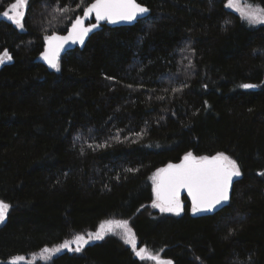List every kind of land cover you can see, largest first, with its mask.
<instances>
[{"label":"trees","instance_id":"16d2710c","mask_svg":"<svg viewBox=\"0 0 264 264\" xmlns=\"http://www.w3.org/2000/svg\"><path fill=\"white\" fill-rule=\"evenodd\" d=\"M92 1L26 0L24 30L0 18L12 56L0 65V264L107 220L128 221L138 247L172 264H264V24L225 0H137L146 17L102 25L60 71L41 64L45 37ZM14 2L0 0V17ZM189 152L224 153L241 176L219 211L194 215L182 197L180 215L162 213L152 177ZM150 261L107 236L32 264Z\"/></svg>","mask_w":264,"mask_h":264},{"label":"snow or ice","instance_id":"6c2138e0","mask_svg":"<svg viewBox=\"0 0 264 264\" xmlns=\"http://www.w3.org/2000/svg\"><path fill=\"white\" fill-rule=\"evenodd\" d=\"M228 7L235 8L240 13V17L250 25L264 24V6L245 3L240 6V0H228ZM12 12L4 11L3 16L8 18L18 28L24 30L25 12L22 8L26 7V0H16L11 6ZM54 12L63 16L69 11L65 6L55 7ZM149 12L147 7L142 6L137 0H94L84 10V16L95 15L97 24L85 27L83 19L76 17L72 23L67 36L50 35L46 36L47 47L42 53L43 59L50 68L60 71L59 54L66 43L85 44L89 33L93 31L100 21H107L111 24L120 22L131 23L139 17ZM12 56L5 50L0 54V65L11 61ZM243 88H255V85L244 84ZM174 91H177L174 89ZM261 175H264L262 173ZM241 176L237 162L224 153H217L213 156H195L191 152L187 153L181 163L168 164L166 168L158 169L152 177L153 192L155 200L152 207L158 208L162 213H174L180 215L184 211V205L180 200V192L186 190L191 197V211L195 215L199 212H211L218 206H222L230 199V189L233 178ZM10 205L0 200V223H3L9 214ZM117 229L122 230L117 233ZM120 235L123 242L129 245L132 251L140 260H151L155 264H172L157 255H153L146 248L137 249L135 234L128 225V221H106L100 225L95 233H89L87 239L82 235H77L72 241L76 245L73 249L69 242H65L57 248L43 249L45 253L55 255L63 249L80 252L83 245L90 240H103L105 235ZM25 258L17 256L10 261V264H18ZM51 259V256L45 257Z\"/></svg>","mask_w":264,"mask_h":264},{"label":"water","instance_id":"95a60500","mask_svg":"<svg viewBox=\"0 0 264 264\" xmlns=\"http://www.w3.org/2000/svg\"><path fill=\"white\" fill-rule=\"evenodd\" d=\"M92 2H94V0H93ZM92 2H90L88 5H90ZM142 6H143V5H142ZM144 7H146V6H144ZM84 10H85V9H84ZM84 10L82 11V13H81L80 15H77V16H76V17H80V18L83 19L84 26H85V27H90V26L93 25V24H97V21H96V19H95V15L92 14V15H90V16H88V17H85V16H84ZM22 11H25V8H22ZM148 13H149V12H148ZM148 13H146L145 15L139 17L136 21H133V22H131V23L120 22V23H116V24H111V23H108L107 21H100L99 24H98V27H96L95 29H93V31H92L91 33H89V37H90L92 34H94L97 30H99L100 27H101L102 25H107V26L112 27V28H114V27H126V26H132V25H133L135 22H137L138 20L143 19L144 17H146V16L148 15ZM76 17H75V18H76ZM0 18H6V17L1 16ZM75 18L72 20V22H71V24L69 25L68 29H67L64 33H52V34H50V35L55 34V35H58V36H67V35L69 34V30L71 29L72 23L74 22ZM6 19H8V18H6ZM8 20H9V19H8ZM50 35H48V36H50ZM89 37L86 38V40H85V44H86L87 40L89 39ZM85 44H84V45H81V44H79V43H72L71 41H69V42L66 43V44L64 45V47L61 49L60 54H59V60H60L61 56L64 55L66 52H68V51H70V50H73V49H75V48L82 49V48L85 46ZM46 47H47V41H46V39H44L43 50H42V52H41V53L39 54V56H38V61H39L41 64H43L45 67L50 68V67L48 66L47 62H46V61L43 59V57H42V53L45 51V48H46ZM5 63H6V62H5ZM182 160H183V157H182L179 161H177V162H175V163H172V164H179V163L182 162ZM165 168H166V167H165ZM237 178H238V177H234V178H233V184H232L231 189H230V198H231V195H232V190H233L234 183H235V181L237 180ZM182 197H185V198L187 199V201H188V202L190 203V205H191V197L188 196V193H187L186 190H182V191L180 192V198H182ZM155 198H156V197H155ZM229 200H230V199H229ZM227 203H228V202H227ZM227 203L223 204L222 206H218L216 209H214V210L211 211V212H199V214H210V213H214V212H216V211L221 210V209H222ZM191 207H192V205H191Z\"/></svg>","mask_w":264,"mask_h":264},{"label":"rangeland","instance_id":"374dc122","mask_svg":"<svg viewBox=\"0 0 264 264\" xmlns=\"http://www.w3.org/2000/svg\"><path fill=\"white\" fill-rule=\"evenodd\" d=\"M14 3H16V2H14ZM245 3H247V4H250V3H248V2H245V1H243V0H240V6L241 7H243L244 6V4ZM225 4H226V6H227V4H228V0H225ZM12 5V4H11ZM10 5V6H11ZM8 7V9L6 10V11H9V13L10 14H14L13 12H12V9H11V7ZM227 8L230 10V11H232V12H234L235 14H237V15H239L240 16V13L238 12V11H236L235 10V8L233 7V8H230V7H228L227 6ZM22 10V9H21ZM3 16V15H2ZM246 21V20H245ZM247 22V21H246ZM256 25H260V24H256ZM107 221H114V220H107ZM106 221H104V222H101L99 225H98V227L96 228V230L94 231V232H89V233H95L96 231H98L99 230V228H100V225L102 224V223H105ZM2 223H0V225H1ZM130 227V226H129ZM117 231V233H120L122 230H120V229H117L116 230ZM89 233H86V234H84V235H82V236H84L86 239H87V236H88V234ZM107 236H114V237H116V238H118L119 240H121L122 242H123V240L121 239V237H120V235H113V234H107V235H105V237H107ZM75 239V238H74ZM74 239H72V240H67V241H64L63 243H61V244H59V245H57V246H55V247H52V248H48V249H53V248H57V247H59L60 245H62V244H64L65 242H69V244L71 245V247L74 249L75 247H76V245L74 244V243H72V241H74ZM95 241H100V240H90L88 243H91V242H95ZM87 243V244H88ZM124 243V242H123ZM86 245V244H85ZM85 245H83V247H82V249L84 248V246ZM127 245V244H126ZM129 246V245H128ZM130 247V246H129ZM131 248V247H130ZM140 247H138V245H137V249H139ZM63 250H67V251H69V252H76V251H70V250H68V249H63ZM62 251V250H61ZM60 251V252H61ZM57 254V253H56ZM55 254V255H56ZM55 255H53V254H51L50 252L49 253H45V252H43V250H41V251H38V252H34V253H31V255H28V256H22V257H24L25 259L23 260V261H20V262H18V264H32V263H38V262H40V263H47V262H49ZM48 256H51V259L49 260V259H45V257H48ZM166 261V260H165ZM151 262V264H155V262L154 261H150Z\"/></svg>","mask_w":264,"mask_h":264},{"label":"bare ground","instance_id":"6f19581e","mask_svg":"<svg viewBox=\"0 0 264 264\" xmlns=\"http://www.w3.org/2000/svg\"><path fill=\"white\" fill-rule=\"evenodd\" d=\"M62 57V56H61Z\"/></svg>","mask_w":264,"mask_h":264}]
</instances>
